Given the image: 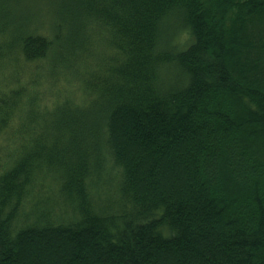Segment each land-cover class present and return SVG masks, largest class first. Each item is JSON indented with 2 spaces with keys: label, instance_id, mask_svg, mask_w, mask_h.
<instances>
[{
  "label": "trees",
  "instance_id": "trees-1",
  "mask_svg": "<svg viewBox=\"0 0 264 264\" xmlns=\"http://www.w3.org/2000/svg\"><path fill=\"white\" fill-rule=\"evenodd\" d=\"M0 75V264H264V0H0Z\"/></svg>",
  "mask_w": 264,
  "mask_h": 264
},
{
  "label": "rangeland",
  "instance_id": "rangeland-1",
  "mask_svg": "<svg viewBox=\"0 0 264 264\" xmlns=\"http://www.w3.org/2000/svg\"><path fill=\"white\" fill-rule=\"evenodd\" d=\"M25 68V67H24ZM27 68V67H26ZM29 69V68H28ZM33 69V68H32ZM30 70V69H29ZM2 76L0 75V82H2ZM22 82L20 83L21 85H23V84H26L27 83V79H26V77H25V80H21ZM25 81V82H24ZM60 83H61V81H59ZM64 88V86L63 85H61V86H59V88ZM47 90H45V91H43V90H41V89H38V92H40V93H44V94H40L41 96L42 95H44V97H46V98H50V99H52L53 98V90H48L49 88H48V85H47V88H46ZM28 93V95L31 93V91H28L27 92ZM34 93H36V95H37V91L35 90L34 91ZM1 94H4V93H1ZM54 95H55V93H54ZM39 96L37 95L36 96V98H38ZM53 100V99H52ZM52 100H51V102H52ZM2 142V141H1ZM0 142V143H1ZM6 160H4V161H2L1 160V164L3 165V166H1L0 165V173L1 172H3V170L6 168V167H4V166H6ZM33 188H35V191H34V193H33V195H32V198L33 199H35V201L36 200H38L40 203L43 201V199H47L48 197H50L49 195L51 194V192L53 191V189H54V185H52V184H47L46 185V187H42V189H41V192L39 191V189H40V186H39V182H37V180L35 181V183L33 184ZM40 192V193H39ZM27 204H29V201L27 202V203H25L21 208V213L22 212H28L27 210H28V208H27ZM42 204V203H41ZM31 206H32V204H31ZM46 207V208H45ZM42 209H44V210H46L47 211V213L48 212H51V211H53L54 209H55V212H59V211H61L62 210V208L60 207L59 208V206H54V203H50V204H46V206H45V204L43 205V208ZM56 218H59V220L61 219L60 217H56ZM67 218L65 217V219H63V220H66Z\"/></svg>",
  "mask_w": 264,
  "mask_h": 264
}]
</instances>
